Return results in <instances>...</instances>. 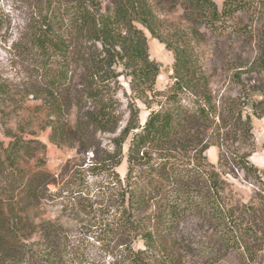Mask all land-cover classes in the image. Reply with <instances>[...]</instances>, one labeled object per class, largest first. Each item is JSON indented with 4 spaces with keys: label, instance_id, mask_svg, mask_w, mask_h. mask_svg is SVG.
<instances>
[{
    "label": "trees",
    "instance_id": "obj_1",
    "mask_svg": "<svg viewBox=\"0 0 264 264\" xmlns=\"http://www.w3.org/2000/svg\"><path fill=\"white\" fill-rule=\"evenodd\" d=\"M20 1L28 17L11 48L23 77L0 76V264H216L223 250L264 264V170L250 160L252 117H264V0ZM244 11L261 20L256 55L229 65L236 93L218 97L202 27L246 32L232 25ZM147 32L174 53L164 90ZM47 129L57 147L90 154L86 166L58 178L37 137ZM235 171L256 187L248 202L234 197ZM57 200L61 215L34 212Z\"/></svg>",
    "mask_w": 264,
    "mask_h": 264
},
{
    "label": "rangeland",
    "instance_id": "obj_2",
    "mask_svg": "<svg viewBox=\"0 0 264 264\" xmlns=\"http://www.w3.org/2000/svg\"><path fill=\"white\" fill-rule=\"evenodd\" d=\"M222 8L224 0H215ZM28 17V10L20 0H0V76L6 78L12 83H19L23 77L20 58H16L12 50V44L19 36L20 30ZM235 24V25H234ZM232 25L240 30V27L247 31L239 32L236 29H228L223 33H212L209 29L202 27L207 33L206 41L201 45L203 58L212 75V87L215 94L219 97L223 92L236 93L237 85L229 78V65L242 66L247 68V64L255 58L258 30L261 25V20L258 17H253L249 12L238 13V18L232 21ZM241 31V30H240ZM149 41V51L153 58L160 65V74L157 78L156 87L160 90L166 89L171 83V74L173 72L174 53L160 42L153 38L147 32ZM255 74H243L246 81L253 82ZM125 88L129 91V85L122 78ZM36 102L28 101V105H34ZM140 107V122L144 123L148 111L142 103H138ZM13 122V121H12ZM12 124V123H11ZM253 133H254V152L250 160L255 165L264 170V117H252ZM14 124H12L13 126ZM49 129L37 131V137L47 144V164L49 169L55 173L58 178H67L75 168H84L85 162L88 161L89 155H77L75 150L70 148H59L52 144L49 140ZM0 139L7 140L0 133ZM127 148V146H125ZM210 161L217 163L218 148L211 147L207 151ZM126 161L119 167L118 171L121 175L126 172ZM232 182L234 197L241 202H248L256 191V187L251 183L250 179H246L243 172L235 171V174L229 175ZM62 205L60 200L47 202L35 211L41 217L55 218L61 215ZM76 237L84 238L77 233ZM84 243L90 250V255L96 258L97 261L109 260V255L106 254L99 243L93 241L92 238H85ZM135 248L143 247L141 240L134 243ZM201 253V252H199ZM220 261L216 264H254L243 263L239 253L236 250L224 251L221 253Z\"/></svg>",
    "mask_w": 264,
    "mask_h": 264
}]
</instances>
